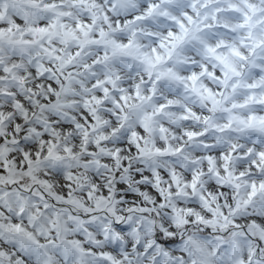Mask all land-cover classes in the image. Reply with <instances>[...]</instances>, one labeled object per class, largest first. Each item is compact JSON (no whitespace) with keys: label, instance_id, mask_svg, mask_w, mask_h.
Masks as SVG:
<instances>
[{"label":"clouds","instance_id":"obj_1","mask_svg":"<svg viewBox=\"0 0 264 264\" xmlns=\"http://www.w3.org/2000/svg\"><path fill=\"white\" fill-rule=\"evenodd\" d=\"M52 2L55 8L37 0L20 17L13 0H0L12 22L3 44L10 71H0V136L8 141L0 145V175L16 181L0 184V213L43 233L48 247H30L23 233L7 239L36 257L32 264H44L49 253L53 264H109L102 253L120 264H240L245 256L264 264V233L251 226L253 213L264 219V193L248 200L250 185L264 182V132L246 127L251 115H264V86L222 89L200 75L204 61L195 51L187 54L192 64L165 65L185 78L196 71L194 86L205 97L208 89L224 91L226 99L211 105L190 80L187 88L155 81L143 56L159 47L149 35L159 30L129 22L146 10L130 11L121 24L107 0H93L87 13L73 0ZM41 22L50 27L45 35L33 31ZM219 22L239 21L222 15ZM259 32L264 37V23ZM244 35L210 31L206 40ZM113 40L133 47L115 49L106 43ZM241 71L245 84L259 83L243 65Z\"/></svg>","mask_w":264,"mask_h":264},{"label":"snow or ice","instance_id":"obj_2","mask_svg":"<svg viewBox=\"0 0 264 264\" xmlns=\"http://www.w3.org/2000/svg\"><path fill=\"white\" fill-rule=\"evenodd\" d=\"M13 2L17 5L15 14L20 17H23L37 4V0H13ZM46 2L49 7H56V4L52 0H46ZM92 2L93 0H73V5L79 4L82 10L87 13L89 5ZM226 2H228L229 7L224 9L221 5ZM257 2L260 4L259 8L257 7ZM107 3L110 6L114 5L111 7V13H114L116 17H120L118 23L122 24L123 17L127 16L130 11H136L137 9L146 10V14H140L135 17L129 16V22L133 19L142 21L145 24L155 26L159 30L158 32L149 33L150 36L158 41L159 47L152 49V56H143L150 68L154 70L156 82H174L177 87L187 88L188 85L185 83V80H190L193 82V91H196L202 99H206L211 105L219 106L222 103L219 97L226 99L224 91L217 90L216 92H212L208 89L206 90L207 96L205 97L194 86L195 82L199 79L196 71H193L190 76L185 78L171 67H165V65L173 62L178 65L192 64L193 61L188 58L187 54L190 51H195L204 61L200 65L203 68V72L200 75L207 74L211 76L219 82L222 89L231 90L235 93L240 87L259 88L264 86V37L259 32V24L264 23V0H236V2H232V0H152L151 3H148V0H107ZM60 7L63 8V5H60ZM60 14L63 15L62 12ZM222 15H235L239 22L235 27L222 25L219 22ZM3 16L4 14L0 12V71L8 72L10 71V67L5 66L3 61L5 56L3 44L5 26L6 24L10 25L12 22L5 21ZM105 19H107V16ZM19 26L20 24L17 22L16 27L19 28ZM51 27L55 28L56 24L51 25ZM77 29L83 31L84 25L77 24ZM7 31L11 32L10 26L7 28ZM33 31L45 35L50 31V27L41 22V25L34 28ZM210 31H214L217 36H222L223 33H231L235 37L238 32L242 34L246 33V35L242 39L238 41L234 40L231 43L221 38L215 44H212L206 40V34ZM84 35H88V33L85 31ZM105 35L103 31L99 33L100 37H104ZM65 36L72 39L77 38L75 32L66 31ZM31 42L28 40L7 41L9 44H28ZM93 42L98 43L99 40ZM106 43L113 44L115 49L121 51L133 47L131 40L122 44L114 40L106 41ZM165 54L167 59L165 58ZM208 61L211 63H208ZM241 65L250 74L261 77L259 83L248 82L245 84V72L241 71ZM152 74L150 73V75ZM163 107L164 105H161V108ZM232 107H243V105L233 104ZM223 110L228 111L229 109L225 107ZM246 127L258 133L264 132V115H251ZM187 134L189 136L195 135L192 132H188ZM7 143L8 141L0 136V145H6ZM3 150L0 148V152ZM49 152H51V149H49ZM259 155L264 157V152L259 153ZM38 156L39 153H37ZM29 163H31V160ZM3 172L4 169L0 168V173ZM217 175H220V173L218 172ZM4 181H7L9 184L16 182L11 174L8 176L0 175V184ZM119 187L122 188L123 185H119ZM237 187L239 186L237 185ZM262 193H264V182H261L259 185L253 182L248 192V200L251 201ZM195 219L199 221L203 217L197 213ZM205 222L207 223V221ZM116 226L121 231L125 230L119 222ZM251 226L264 233V219L261 218L259 212L251 215ZM22 233L30 247H35L39 250H44L48 247L42 240L43 233H40L38 236L33 235L31 232H27L16 221L14 216L5 217L0 213V264H12V261L16 257H20L27 264H32L36 257L27 252L19 241L7 239L9 236L20 235ZM161 243L167 245L175 243V241H161ZM112 251L115 252L116 249H112ZM259 251L257 249L256 255L258 259H260ZM11 252H14L15 256L11 255ZM102 256L109 264H120L109 253H102ZM244 260H247V264H253V261L247 256L241 260L240 264H244ZM17 264H21V262L17 261ZM44 264H53L50 253L45 257Z\"/></svg>","mask_w":264,"mask_h":264}]
</instances>
